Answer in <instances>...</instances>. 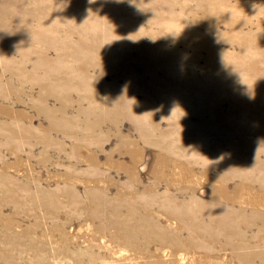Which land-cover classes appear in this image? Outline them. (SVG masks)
Instances as JSON below:
<instances>
[{
	"label": "bare ground",
	"instance_id": "bare-ground-1",
	"mask_svg": "<svg viewBox=\"0 0 264 264\" xmlns=\"http://www.w3.org/2000/svg\"><path fill=\"white\" fill-rule=\"evenodd\" d=\"M115 1L120 8L110 0H102V3L89 0H0V129L3 133L0 140L17 141L28 150L40 144L43 153L38 162L43 164L49 161L46 154L49 150L60 154L66 149L64 141L52 138L53 132L61 129L69 140V155L65 162L70 164L61 177L68 185L54 190L41 186L39 177L17 180L0 173V202L13 206L16 213H28L36 219H39L36 213L42 211L46 220L55 219L66 208L69 219L96 224L100 233L113 230L119 246L130 250L146 252L151 241L166 244L174 251L188 250L205 258L216 256L218 251H227L237 264H264V186L259 188L256 183L241 179V171H264V164L251 161L264 155V45L234 44L228 49H237L235 53L229 52L233 57L231 62L221 60L223 64L202 66V61H198L199 58L196 61L195 57L216 46L207 37H212L220 29L206 12L200 26H208L209 31L199 32V24L194 20L196 38L182 43L188 47L194 45L192 50L198 49L194 61H188L191 57L185 54L171 55V61L168 56H159L160 50L168 48L159 39L174 46L180 42L163 35L137 33L135 31H144L142 26L136 19L130 20V13L138 5L144 14H158L160 10L169 12L166 0H124L129 5L127 9L122 7V1ZM59 3L63 6H58ZM182 11L186 15L189 9L185 7ZM55 16L58 21L51 23V17ZM121 17L127 23L137 25L134 35L130 28L114 23ZM65 19L72 21L66 24L63 23ZM190 19L183 17L182 22L190 23ZM182 22L178 24L183 26ZM93 23L104 41L102 44L98 41V34L86 37L88 42H79L75 31L63 29L76 27L85 34ZM233 26L243 29L251 23L243 19ZM220 50L222 48L215 53ZM81 55L85 58L78 57ZM185 61L193 65L184 77L193 81L182 86H162L161 82L167 83L168 77L156 70V66ZM66 62H74L75 70L72 66L64 68ZM138 66L142 67L140 73L136 69ZM75 71L81 81H74ZM200 74H203L202 78ZM106 75L113 78L111 84H107ZM240 81L243 83L239 84ZM25 87H30L31 91L38 89V94L29 99L30 109L49 125L39 124L35 132L24 129L32 123L34 115L10 106L11 99L20 102ZM72 92H76L77 99L83 103H73ZM138 93L141 94L140 100ZM176 97L184 105H180ZM220 97L228 101H221ZM51 98L56 101L53 107L48 103ZM201 98L211 100L215 113L211 123L219 121L220 124L194 129V156H204L200 152L214 156L206 159L212 168L204 166L203 161L184 163L174 159L181 148L190 149L186 144L178 147L177 126L189 123L188 112L194 110L197 113ZM225 102H228V116L223 108ZM72 107L77 108L78 114L85 115L82 124L91 133L79 135L77 130L68 131L61 127L77 125L76 118L67 116ZM169 114L170 124L163 129L160 118ZM125 115L133 120L138 138L122 137L118 141V153L131 158L130 162L105 156L103 165L106 170L115 168L129 175L126 185L117 188L115 195L111 196L106 188L98 185L102 177L99 171L104 167L98 156L100 144H96V151L85 148L96 138L97 142L103 141L105 133L101 125L108 124V118L117 123ZM249 121H255L258 128L255 129ZM113 128L115 131L118 126ZM198 136L207 138L205 146L198 145ZM172 142H176L177 148L171 146ZM145 146L154 148L151 180L140 184L136 164ZM84 149L86 154L82 156ZM82 162L86 163V174L85 169H80ZM197 171L212 188L209 199L205 203L189 200L183 204L180 197H191L192 174L196 176ZM261 174L264 176V172ZM77 183L86 186L83 194L73 186ZM161 184L165 185V192L158 196ZM159 202L163 204L160 209ZM93 229L95 231V227ZM8 232L4 229L5 234ZM13 235L17 239L24 237L20 233ZM65 246L68 247L69 243ZM180 258L184 256L180 254Z\"/></svg>",
	"mask_w": 264,
	"mask_h": 264
},
{
	"label": "rangeland",
	"instance_id": "rangeland-1",
	"mask_svg": "<svg viewBox=\"0 0 264 264\" xmlns=\"http://www.w3.org/2000/svg\"><path fill=\"white\" fill-rule=\"evenodd\" d=\"M89 1L102 3V0ZM110 1H112L113 5H117V7L120 8V4L115 0ZM119 1H122V7L125 9L129 8L127 2L124 0ZM166 3V9H168L169 12L160 10L161 13L158 14H144L141 12L138 5L130 13V20L136 19L144 31H135L137 30V25H132L131 22L130 24L127 23V20L122 17L114 20V23L117 26H126L128 29L130 28L133 35L135 31L137 33L156 34V36L163 35L172 38L180 42V44L174 46L170 42H165L164 39L160 38L159 42L161 44L165 43L168 45V48L166 50H160L159 56H168L167 59L171 60V55L185 54L186 56L191 57L188 61H194L198 49L192 50L194 45L188 47L183 46L182 43L185 41H193L196 38L197 28L194 27V20L199 24V32L205 33L206 31H209L208 26H200L201 22L205 20L207 12L208 18H212L214 23H218L220 29H218V32L212 35V37H207L216 46L203 51L199 56L195 57L196 61L198 58V61H202L200 63L202 66L223 64L221 60L231 62L233 57L229 55V52L235 53L237 49L233 48L234 50L232 51H228V49L234 47V44L238 46L240 42H244L242 45H264V0H166ZM58 6L62 7L63 5L59 3ZM153 6L159 10L154 4ZM185 7L189 9V12H187L186 15H184L182 11ZM232 11L233 13H237L230 14L229 12ZM225 16H229V18H225ZM57 17L58 16L51 17L53 19H50V22H57ZM183 17L188 19L191 18L190 21L192 22L183 23ZM243 19L249 21L251 26H245L243 29L233 28V23ZM71 21V19H65L63 23L67 24ZM88 22L89 21H87V23ZM178 22H182L184 25L181 26ZM230 24L232 25L231 27L229 26ZM94 26L95 24L93 23L92 27L86 29L87 33L85 34L80 33L76 27L63 29L64 31H66V29L75 31L78 34L77 39L79 42H88L86 37L98 34V41L101 42L100 44L104 43L101 39L100 33L94 29ZM195 28L196 33H194ZM145 41H147V39H145ZM89 44L100 45L97 43ZM103 47L105 48L104 44ZM120 47L123 48L124 46L120 45ZM173 47H176L177 50L175 51ZM218 48H222V50L215 53ZM210 50H213V53ZM153 53L155 52L153 51ZM214 53L215 59L213 58ZM78 57L85 58L84 55ZM188 63L189 62L186 61L177 64L169 62L163 66H156V70L161 71L168 77V82H161V85L182 86L187 82H192L193 80L184 77V74L190 73L189 67L193 65L191 63H189V65ZM201 65L199 67H201ZM71 66L75 70L74 62H66L63 65L64 68H71ZM136 69L138 73L142 71L141 66H138ZM169 75L175 76L177 79H172ZM74 76H76L74 81H81L77 79L76 71ZM199 77L202 78L203 74H200ZM105 79L108 82L107 84H111L110 82L113 81V78L108 75H106ZM242 83V81L239 82V84ZM120 85H122L121 80ZM29 88L30 87L24 88V95H21L20 102H13L11 99L10 106L16 110H24L33 116L34 112L30 109L29 99L38 94V89L35 88L31 91ZM206 89L213 91L211 88ZM181 92L182 91L179 93ZM75 93L76 92H72L71 94V97L74 99L73 103H83L81 99H77ZM137 97L140 100L141 94L138 93ZM176 99L180 102V105H184L178 97H176ZM220 100L228 101L221 97ZM48 103L52 107L53 105H56V101L52 98ZM211 103V100L201 98L196 110L197 113H194V110L188 112L189 114L187 117L189 123L178 124L177 130L180 142L178 147H184L186 144L190 149L181 148L175 154V160H180L184 163L185 161L194 162V160L203 161L206 163V165L203 164L204 166L212 168L206 159H212L214 156L209 157L205 152H200V154H204L206 158L203 155L197 156L198 158H195L196 156H194V129H203L211 125L218 127L220 124L219 121L211 123V119L215 114L214 109L211 108ZM226 103L228 102H225V104ZM192 104L194 105V101H192ZM225 104L223 108L225 109L226 116H228L229 109L227 108V104ZM86 106L87 105H85V107ZM67 116L76 118L77 125H63L61 126L62 128L68 131L77 130L81 132H77L79 135L85 134L88 131L91 133V131L86 130L85 125L82 124L85 115L78 114L77 108H70L69 112H67ZM182 117L184 118V115ZM45 122L44 118L34 115L32 123L24 126V129L35 132L41 123L43 124L42 126H49ZM107 122L108 124L101 125L104 130L103 133H105L103 141L97 142L96 138V140L88 143L85 149L91 148V150L96 151V144H100L101 151L98 152V156L101 160L100 163L102 166H104L103 164L106 155H111L112 160L115 161L130 162L131 158L118 153V141L122 137H128L131 140L138 138V132L133 120L128 115H125L117 123L114 122V119L111 120V118H108ZM254 122L255 121H249V124L257 129L258 126L256 128ZM160 123L163 129L167 128L170 124V114L164 118H160ZM114 125L118 126L115 131L113 128ZM0 134L3 135L1 129ZM52 138L64 141L66 149L60 154L53 149L49 150L46 152L49 161L43 164L38 162L43 153L40 144H35L31 150H28V148L21 146L17 141L5 142L4 140H0V173L4 172L15 177L17 180H31L39 177L40 185L48 190L67 186L68 184L65 183L61 177L63 178L62 174L65 172V168L70 165L65 162L69 155V140L66 139V135L62 133L61 129L54 131ZM207 141V138L198 136V145L205 146ZM175 144L176 142H172L171 146L177 148ZM85 149L81 152L82 156L86 154ZM153 151L154 148L152 146H145L143 147L142 153L138 156L136 173L139 176L140 184H146L151 180L150 169L153 162ZM16 153H18V156ZM251 161L263 165L264 155H260V158L257 157L251 159ZM5 164L8 165L7 168L4 167ZM80 169H85L84 173H88L86 163L82 162ZM100 170L99 175L102 177L100 179L101 182H99L98 185L100 188H106L111 196L115 195L117 188L123 187L129 180L128 173L115 170V168L106 170L104 166L100 168ZM263 172L264 171L262 170L256 173L241 171V174H243L241 179H243V181L254 182L260 188L264 186V176L261 174ZM196 174V176H194V173L192 174L191 197L186 195L180 197V201H182L183 204L187 203L189 200H196L197 202L205 203L209 199L212 188L206 183V178L201 176V172L197 171ZM107 177L110 179L106 180ZM109 182L111 183L108 185ZM69 184L71 185L70 182ZM73 186H76V190L79 194H83L82 192L84 191V188H86V186L81 183L73 184ZM158 188L160 191L158 196H161L163 192H165V185L161 184ZM246 194L247 193L244 192V195ZM158 205L159 209L163 207L161 202H159ZM14 209L13 206L0 202V264H237L236 261H233L232 256L227 251H218L216 256L205 258V256L191 253L188 250L174 251L168 248L166 244H153L151 241L147 245L146 252L140 249L130 250L129 248L119 246L117 240L113 236V230L110 232L103 230V233H100L97 230L96 224L84 223L77 219H69L66 217L68 212L66 208L60 212L58 217L52 220L44 219L45 215L42 211L36 213L39 217V219H36L34 216L28 215V213H16ZM171 224L174 225L172 222ZM164 225H166V222ZM94 227L95 231L93 229ZM4 229H7L9 232L5 234ZM13 233H20L24 237L20 238L21 240L17 239L14 235L12 236ZM67 242L69 243L68 247L65 246V243ZM164 252H166V254H164ZM180 254L184 256L183 259L180 258Z\"/></svg>",
	"mask_w": 264,
	"mask_h": 264
}]
</instances>
